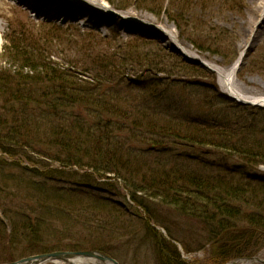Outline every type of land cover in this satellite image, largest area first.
Listing matches in <instances>:
<instances>
[{"label":"rangeland","instance_id":"rangeland-1","mask_svg":"<svg viewBox=\"0 0 264 264\" xmlns=\"http://www.w3.org/2000/svg\"><path fill=\"white\" fill-rule=\"evenodd\" d=\"M104 1L111 9L126 15L129 19L126 21L128 29L121 30L112 27L105 29L88 25L75 28L70 24V20L64 17L58 18L57 16L54 21L45 20L42 17L31 16L32 8L28 12V9L24 10L22 6L11 0H3L4 4L2 3L3 8L1 9L3 14L0 15V53L5 35L20 34L29 41H38L40 45L44 42L45 31H50L51 26H58L62 29L63 38L58 40L53 37L54 39L48 38V41L45 39L47 44L45 43L43 48L45 49L44 56L47 57L46 61H54L64 67L71 65L79 77L94 82L90 73L87 70L85 72L81 65L89 64V69L93 70L92 64L95 59L106 57L109 53H116L117 57L126 61L123 63L120 61L116 65L115 69L121 70L118 74H114L117 75V80H124L131 85H127L125 89L119 86L122 97L129 88L132 90L128 92L131 95H144V104L150 105L148 110L166 114L165 119L162 118V120H169L167 117L173 114L179 121L200 119L214 127L222 124L223 126L232 125V127L237 125L240 128L244 121L249 119L264 126V106L241 104L232 99L223 91L217 73L203 67L205 65L194 58H202L221 68H226L235 61L239 51L245 49L246 54L231 80V85L247 100L264 98V23L260 25L259 36L252 40L256 24L253 29L248 26V0H191L192 5L188 7V11L182 13L184 23L181 28L169 21L165 15L161 14L160 17H156L146 8L138 6L135 0ZM199 1L205 6L201 7L198 4ZM167 2L168 0H164L165 7ZM122 5L127 7L119 8ZM119 21L120 18L115 17L113 24H118ZM142 23L144 25H141ZM159 26L174 31L182 46L187 50L188 56H193V58L187 57L176 49L164 34L151 29H157ZM65 33H70V35H65ZM88 33H91L94 38L89 39ZM214 38L224 44L222 52L226 57L223 58L220 54L205 48L213 47V44L209 43L213 42ZM135 40L139 42L136 45V47L140 46L137 49L138 52L141 51L139 56L149 55V59L145 62L147 66L140 61L134 62L135 59H139L138 56L129 55L126 43ZM206 40L211 42L205 43ZM142 42L145 44H140ZM197 44L201 45V48L197 47ZM82 46L89 47L90 50H80ZM232 56L233 59L229 61ZM153 58L161 61L159 67L153 66ZM175 58L200 65L206 72L208 71L209 75L186 73V70L179 69L178 66L173 67ZM3 65L5 64L0 58V68ZM158 78L165 80L157 81ZM149 81H155V83ZM112 83L109 80L106 81L107 86ZM145 83L147 84L143 91ZM106 85L104 84L103 87L106 88ZM139 87V91H135ZM217 95L225 98L218 99ZM238 104L249 107L237 106ZM1 107H3V101L0 97V110ZM99 114L82 113L81 116L91 123L100 117L119 120L104 112ZM243 118L246 119L243 120ZM126 121L130 124V119ZM183 135L187 134L181 136ZM138 140L135 139L133 142L140 149L137 150V156L151 147L154 148L152 152L157 150L161 153L165 152L164 156H158V153L150 155L151 152L145 154L143 161L145 164L170 162L171 166L188 165L186 167L205 175L209 169L215 168V165L220 163H226L230 167L241 166L235 156L221 149H215V147L192 145L175 138L164 141V147L159 144L149 145L142 139ZM32 147L33 149L25 147L22 150L17 147L12 148L11 155H4L0 151V264H7L30 255L62 251L65 250L62 246H74L73 244L84 247L77 251L104 249L100 252L116 259L119 264H158L156 243H154L159 239L157 237H162L174 244L180 257L189 264H206L212 260L209 256L212 244L208 241V230L199 219L180 215L154 197L144 198L147 199L151 208L148 209L149 212L142 211L132 202L130 190L123 188L121 179L116 178L112 173L104 178L93 176L92 181H89L91 184L84 185L81 184L84 179L80 176L87 171V168L71 165L61 168L59 167L61 164L52 158L54 157L53 151L48 150L46 145H32ZM56 168H61L66 173H75L77 176L72 181L62 180L61 182L57 177ZM32 170H36L37 174ZM256 170L264 173V165L257 166ZM107 177L110 178L105 179ZM53 183H57V187L64 186L65 192L78 189L81 193H85L81 199L86 209L82 212L87 215L84 220L90 221V224L82 222L79 218L72 219L75 216L70 215L71 219H66L65 225L60 227L61 221H58L57 215L52 217L46 215L45 217L51 218V221L47 220L46 223L49 226L45 228L46 231H40V244L34 245L27 237L22 238L23 236L13 238L12 222L16 224V231L19 232L22 227H28V225H21V220L27 224L34 223L36 220L41 221L39 214L45 206L54 201L51 194L42 187L43 185L52 186ZM69 198L71 197L67 196L66 200ZM101 200L107 203L102 204ZM75 201V199L71 200V202ZM100 205H103V210ZM121 215L124 220L117 218ZM93 221L96 225L91 223ZM85 227H88L90 232L84 231ZM29 228L30 226L24 232ZM168 231L173 235L172 238L168 235ZM91 246L98 247L94 249L95 247L91 248ZM58 247H60L58 250H51ZM38 248L40 250L45 248L48 251L37 252ZM68 251L76 250L69 249ZM255 255L264 259V246ZM59 261L50 260L43 264H72L69 261ZM253 264L259 263L253 262Z\"/></svg>","mask_w":264,"mask_h":264},{"label":"trees","instance_id":"trees-1","mask_svg":"<svg viewBox=\"0 0 264 264\" xmlns=\"http://www.w3.org/2000/svg\"><path fill=\"white\" fill-rule=\"evenodd\" d=\"M190 2L191 0H168L165 7L164 0H135L138 6L146 8L156 17L165 15L178 28L184 23L182 13L188 11V7L192 5ZM198 4L205 6L200 1ZM125 5L119 8H126ZM49 29L50 31L43 34L44 37L41 36L44 42L40 45L38 41H29L20 34L11 33L4 36L0 53L1 61L5 64L0 68V97L3 101L0 110V151L4 155H11L12 148L22 150L25 147L33 149L32 145H46L48 150L54 153L53 160L61 164L59 167L71 165L87 168L80 176L84 179L81 184H91L89 181H92L93 176L104 178L112 173L121 179L123 188L130 190L132 202L142 211L149 212L148 209L151 208L144 198L154 197L180 215L199 219L208 230V241L212 244V250L209 252L212 260L206 264H223L231 258L257 253L264 246V173L256 170L257 166L264 165V126L252 119L245 120L246 118H243L245 121L240 128L237 125L232 127L222 124L214 127L200 119L179 121L173 114L167 117L169 120H162L166 114L148 110L150 105L144 104V95H131L128 93L132 91L129 88L122 97L121 89L118 88L125 89L127 85H131L124 80H117V75L114 74L121 70H116V65L120 61H126L117 57L116 53L95 59L93 70L89 69V64L81 65L85 72L87 70L90 73L94 82L79 77L71 65L64 67L54 61H46L43 46L47 44V39L63 38L61 28L51 26ZM87 36L89 39L94 38L91 33ZM214 39L213 42L209 40L211 43L206 40L205 43L213 44V47L205 48L223 58L226 57L222 52L224 44ZM137 43V40L126 43L129 55L138 56L139 59H133L134 62L140 61L147 66L145 62L149 55L139 56L141 51L138 52L140 46L136 47ZM196 46L201 48V45ZM80 48L90 50L86 46ZM127 58L130 59L129 56ZM232 59L233 56L229 61ZM153 61V66L159 67L161 61L158 58ZM172 66H178L179 69L186 70V73L209 75L203 67L181 59L175 58ZM107 80L113 83L107 86ZM104 84L106 88L103 87ZM139 89L140 87L135 91ZM216 97L223 98L221 95ZM237 106L249 107L240 104ZM80 112L86 115L104 112L122 121L100 117L91 123L87 122ZM127 119H130V124L126 123ZM182 134L187 135L181 136ZM174 138L192 145L221 149L235 156L241 166L230 167L226 163H220L209 169L205 175L186 167L188 165L171 166L170 162L145 164V154H165L158 150L152 152L153 147L144 152L141 149V154L136 155L140 149L134 145L135 139L164 147V141ZM61 168H56L57 177L61 182L72 181L77 176L75 173H66ZM32 172L37 174L36 170ZM42 188L51 194L54 201L48 206L43 205L44 210L39 214L41 221L27 224L21 220V225L30 226L26 232L24 231L28 227H22L21 231L17 232L16 224L11 221L13 238L23 236L22 238L27 237L34 245L40 244V231H46L45 228L49 226L46 222L51 221L46 215H57L58 221H61L60 227L65 225L66 219H71L70 215L75 216L72 219L79 218L86 222L84 218H87V215L82 212L85 211L86 205L81 199L85 193L78 189L65 192V187H57V183L49 187L43 185ZM67 196L71 198L66 200ZM74 199L76 201L71 202ZM100 202L107 203L104 200ZM100 207L103 210V205ZM122 217L121 215L117 218ZM86 223L90 224V221ZM91 223L96 225L95 221ZM73 225L76 226L74 223ZM88 227H85L84 231L90 232ZM167 233L173 237L169 231ZM157 238L159 239L154 243L158 264H189L180 257L174 244L162 237ZM73 245H64L62 249L77 251L84 248ZM93 247L96 249L98 246H91ZM59 248L50 249L53 251ZM45 250L41 248L37 252ZM97 250L104 251L99 248Z\"/></svg>","mask_w":264,"mask_h":264},{"label":"bare ground","instance_id":"bare-ground-1","mask_svg":"<svg viewBox=\"0 0 264 264\" xmlns=\"http://www.w3.org/2000/svg\"><path fill=\"white\" fill-rule=\"evenodd\" d=\"M19 1L28 4V6L32 8L35 13L41 15L44 18H50L51 21H54L57 18L54 17V14L56 13L60 14L58 18L64 17V19L70 20V24L73 25L75 28H78L79 26L88 25L96 28L103 27L105 29H108L110 27L116 29L118 28L121 30L128 29L126 21H129V19L126 17V15L124 16V14H121L118 11L111 9V7L108 6L104 0H74L72 2H69L67 0H19ZM2 3L3 0H0V15L3 14L1 9L3 8L4 3L3 4ZM248 4H249V10H248L249 20H247V22H248V26H250L251 29H253V27L256 24L255 29L253 30L254 33L252 35V40H255L259 36L260 25L264 23V0H248ZM115 17H119L120 21L118 24L114 25L113 21H115ZM141 25L144 24L142 23ZM151 29L164 34L167 38H169L171 44L176 49L184 53L187 57L193 58V56H188L187 50H185V48L182 46V43L179 41V39L177 38V34L174 31L165 29L162 26H159L157 29L156 28H151ZM245 54H246L245 49H241L235 61L226 68H221L215 65L214 63L209 62L208 60L202 58H196V57L194 58L202 62L205 65V66L202 65L203 67L209 68L213 70L215 73H217L223 91L226 92V94L241 101H247L249 103H256L264 106V98H254L252 100H247L246 98L241 96L236 90H234L231 85V80L234 77L240 64L242 63ZM64 261L65 262L69 261L72 264H100V261H97L95 259H90V258L84 259L81 257L69 258ZM250 263L251 262H249L248 260L239 259L230 264H250ZM40 264H43V262H41Z\"/></svg>","mask_w":264,"mask_h":264},{"label":"water","instance_id":"water-1","mask_svg":"<svg viewBox=\"0 0 264 264\" xmlns=\"http://www.w3.org/2000/svg\"><path fill=\"white\" fill-rule=\"evenodd\" d=\"M86 257L90 259H95L97 261H100L101 264H119L116 259H113L112 257L101 253L100 251L96 250H85V251H68V250H62V251H53V252H48L44 254H35V255H30L12 262H9L7 264H40L41 262H46L50 260H67L69 258H74V257ZM245 260H248L249 262L256 261L260 264H264V260L258 258L257 256L253 257H246L242 258ZM238 259L230 260L225 264H230Z\"/></svg>","mask_w":264,"mask_h":264}]
</instances>
